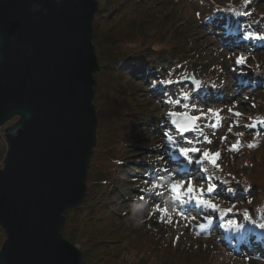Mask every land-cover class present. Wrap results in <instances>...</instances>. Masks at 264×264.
Here are the masks:
<instances>
[{
    "label": "rangeland",
    "instance_id": "374dc122",
    "mask_svg": "<svg viewBox=\"0 0 264 264\" xmlns=\"http://www.w3.org/2000/svg\"><path fill=\"white\" fill-rule=\"evenodd\" d=\"M123 1V7L133 11V14L128 10L126 15L121 14L122 20L126 17L136 19L140 14L146 26L143 30L140 27L139 31H143L141 38L146 41L142 39L131 46L117 42L112 47L125 57L141 54L148 60H155L156 65L162 64L160 68L164 69L158 80L153 73L151 81L147 79L135 83L138 98L144 105L143 115L137 119V123L141 124L132 126L131 134H135L129 141L132 152H129V158L118 174L111 178L112 183H109L111 192L118 193L121 204L118 212L105 216L106 222L117 225L135 221V233L121 235L119 246L110 247V250L97 248L93 255L101 258L103 263L118 264H264V249L254 248V242L247 240L253 221L247 204L241 203L245 200L243 197L247 189V183L242 179L250 176V173L261 172V168L255 170L249 167L251 154L247 144L253 145L255 153L264 151V142L254 136L255 131L249 125L251 117L264 123V109H254L258 89L264 88V62H258L256 56L260 55L254 53L261 47L254 44L249 46L255 40L246 39L247 33L254 29L245 30L242 36V27L246 25L247 18L241 9L228 16V23L223 22V18L215 21L214 13L228 9L234 0ZM98 14L94 25L98 22ZM263 26L264 23H261L259 28ZM224 32L232 34L234 39L237 36L236 43H225L229 37L220 41L219 33ZM231 43L234 52L226 47ZM95 50L98 57L96 46ZM240 56L246 59L244 65L235 63ZM127 70V65L123 64L121 75L127 80H124L125 84L131 81ZM194 80L201 82L199 88ZM96 86L97 80L95 97ZM185 95L188 99H185ZM185 105L188 107L185 108ZM209 109L220 112L218 127H212L216 117ZM171 112H187L206 118L198 122L192 135L181 136L171 124ZM235 112L241 115L235 116ZM19 119L15 117L0 127V136L7 145L4 132ZM169 136L174 143L169 141ZM184 139L189 141L182 142ZM233 145L237 146L236 150ZM181 147L201 150L198 154H192L194 161L202 159L204 151L220 152L219 167H213L207 161L189 164L180 155ZM2 149L0 145V170L4 169L7 156L4 157ZM185 165L190 175L188 177H184L182 172ZM131 167H134L132 172ZM177 180H191L197 189L204 188L205 192L209 184H215L217 191L213 194L206 192V198L217 204L219 211L201 207L194 201L181 203L176 200L171 184ZM237 197L242 199L239 205L235 201ZM113 198L114 194L111 195ZM255 203L259 206V200L256 199ZM157 206L168 208L169 215L163 217V222ZM228 209L232 211L224 215ZM246 214L250 219L245 218ZM82 217L80 214V221ZM169 219L173 222L169 223ZM209 219L212 220L211 224L208 223ZM229 220L237 221L239 230L225 227ZM201 225H204L203 230ZM256 232L264 236V228L257 227ZM1 239L0 230V242L5 243L6 236L4 242ZM82 240L78 237V242ZM151 241L154 243L152 246L149 244ZM75 246L81 251L79 246ZM97 262L100 263L96 259Z\"/></svg>",
    "mask_w": 264,
    "mask_h": 264
},
{
    "label": "water",
    "instance_id": "95a60500",
    "mask_svg": "<svg viewBox=\"0 0 264 264\" xmlns=\"http://www.w3.org/2000/svg\"><path fill=\"white\" fill-rule=\"evenodd\" d=\"M98 12L97 0H0V127L20 118L4 132L0 264L83 263L63 230L96 145Z\"/></svg>",
    "mask_w": 264,
    "mask_h": 264
},
{
    "label": "trees",
    "instance_id": "16d2710c",
    "mask_svg": "<svg viewBox=\"0 0 264 264\" xmlns=\"http://www.w3.org/2000/svg\"><path fill=\"white\" fill-rule=\"evenodd\" d=\"M98 1V22L96 21L94 25V45L99 50L98 59L100 63V68L95 75L97 80L95 107L98 117L96 145L88 169L86 198L81 207L66 214L63 235L68 241L81 248L83 264H118V262L103 263L104 261L94 256L93 253L100 247L110 250V247L119 246L121 235H127V233L133 235L135 233V221L117 225L111 221L106 222L105 216L114 211L115 213L118 212L120 210L118 207L121 204V201H118V193L116 191L111 192L109 185L113 181L111 178L118 174L125 161L128 160L129 152H132L129 148V141L135 136V134H131L132 126L141 124L137 123V119L143 115L144 105L138 98L135 83L147 79L151 81V74L153 73L156 74L157 80L160 79V72L164 68L161 69L162 64L156 65L155 60H148L141 54L125 57L117 48L112 47V44L117 42L131 46L136 44V41H141L143 31H139V28L144 29L145 21L141 19L142 17L140 18V14L136 19L126 17L127 19L122 20L121 14L130 10L123 7L125 5L123 0ZM259 5L263 7L259 8ZM228 7V9L214 13L215 21L223 18L222 21L228 23V16H232L241 9L243 10L242 14L247 18L246 25L242 27V36L245 35V30L252 29H254L253 32L264 35V26L259 28L260 24L264 23V0H258V2L255 0H234ZM130 13L133 14V11ZM134 32L136 33L134 34ZM227 37L229 39L225 43L228 41L236 43L237 36L234 39L233 35L228 33ZM143 41L146 39L144 38ZM232 43L228 46L233 47ZM253 44L256 47H261L254 53L260 55L256 56L258 62H264V42L261 41L258 44L255 40L249 46H253ZM123 64L127 65V71L131 78L128 84L124 83L126 79L121 75ZM261 108L264 109V88L258 89L256 105H254L256 110ZM249 125L253 128L252 131H255L254 136L259 137L264 142L263 120L255 121V118L251 117ZM0 145L3 147L2 151L5 153V157L8 152V145L1 136ZM247 150L251 154L249 167H254L255 170L261 168V172L250 173V176L242 179L247 183L246 196L243 197L245 200L242 201L241 197H237L235 201L238 205L247 204L253 222L249 233L247 232L249 235L246 236L245 233V236L247 240L254 242V248H262L263 250L264 236H260L261 234L256 232V228L264 224V151L255 153L253 147H249L248 144ZM130 169L132 172L134 167ZM224 186L232 187V185ZM228 193L233 194L232 191ZM112 194H114L113 199H111ZM256 199L259 200V206H256ZM233 208L235 209V207ZM80 214L83 216L81 221L79 220ZM0 230L2 232L1 240L4 242L6 234L1 227ZM78 237L83 239L82 242H78ZM149 244L152 246L154 243L151 241ZM3 245L4 243H1V249ZM96 259L100 263H95Z\"/></svg>",
    "mask_w": 264,
    "mask_h": 264
},
{
    "label": "snow or ice",
    "instance_id": "6c2138e0",
    "mask_svg": "<svg viewBox=\"0 0 264 264\" xmlns=\"http://www.w3.org/2000/svg\"><path fill=\"white\" fill-rule=\"evenodd\" d=\"M246 39L249 40H257L264 42V35L255 33V32H248L246 35ZM236 64L244 65L246 63V59L244 56H240L235 61ZM168 83H171V81H168ZM196 86L199 88L201 86L200 81H195ZM185 99H188V96L185 95ZM175 103L179 104V101H176ZM185 108L188 107V105L184 106ZM231 111V109H230ZM209 112L216 117V123L212 125V127H218L220 125L221 116L220 112L216 110L209 109ZM235 116H240L241 113L235 112L233 113ZM169 116L172 117V123L175 125L177 131L181 134L189 133L191 131L196 130L197 124L201 119H205L206 116L204 115H189L187 112L185 113H178V112H171L169 113ZM226 139V138H225ZM169 141H172V137L169 136ZM209 144L211 143L210 140L207 141ZM191 143V142H189ZM249 147H253V145H249ZM237 146L233 145V149L236 150ZM200 149L197 147H181L179 149L180 155H182L189 164L196 163V164H202L205 161L209 162L213 167H219L218 160L220 159L221 153L220 152H211V151H204L202 153V159L193 160L192 154H198L200 153ZM207 171V169H205ZM211 179V177H209ZM186 189V190H185ZM171 191L174 194V197L176 200L180 201L181 203H190L194 201L197 205L211 209L213 211H219V208L217 204H215L211 199L206 198V192L207 194H213L217 191V186L215 184H209L206 192L204 188H199L195 186V183L191 180L184 181V180H177L171 184ZM157 211L162 213V222L163 217H166L169 215V211L167 207L161 208L160 206H157ZM232 209H228L224 215H227L229 212H231ZM183 215V213H181ZM246 219H250L247 214L245 215ZM169 223H172V220H168ZM208 223L211 224L212 220L209 219ZM201 229H204V225L200 226ZM229 230H239L240 225L235 220H229L227 224L225 225ZM261 228H264V224L260 225Z\"/></svg>",
    "mask_w": 264,
    "mask_h": 264
},
{
    "label": "bare ground",
    "instance_id": "6f19581e",
    "mask_svg": "<svg viewBox=\"0 0 264 264\" xmlns=\"http://www.w3.org/2000/svg\"><path fill=\"white\" fill-rule=\"evenodd\" d=\"M219 36H220V41L221 40H223V39H225L226 37H227V33H225L224 32V34H221V33H219ZM226 47L230 50V51H232V52H234V48L233 47H229L228 45H226ZM152 75V74H151ZM239 83H241L240 81H239ZM238 83V84H239ZM179 135H181V136H190V135H192L190 132L189 133H185V134H181V133H178ZM187 140L189 141V139H184V140H182V142H187ZM186 165H185V167H182V172L184 173V177H188V176H190L188 173H187V171H186ZM240 248H241V246H240Z\"/></svg>",
    "mask_w": 264,
    "mask_h": 264
}]
</instances>
